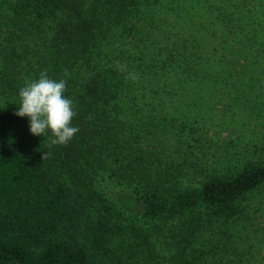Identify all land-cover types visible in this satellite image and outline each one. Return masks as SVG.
Here are the masks:
<instances>
[{
    "label": "trees",
    "instance_id": "obj_1",
    "mask_svg": "<svg viewBox=\"0 0 264 264\" xmlns=\"http://www.w3.org/2000/svg\"><path fill=\"white\" fill-rule=\"evenodd\" d=\"M41 72L66 145L15 115ZM260 192L264 0H0V264H218Z\"/></svg>",
    "mask_w": 264,
    "mask_h": 264
},
{
    "label": "clouds",
    "instance_id": "obj_2",
    "mask_svg": "<svg viewBox=\"0 0 264 264\" xmlns=\"http://www.w3.org/2000/svg\"><path fill=\"white\" fill-rule=\"evenodd\" d=\"M66 90V80L52 79L41 72L18 92L19 106L15 115L26 117L30 134L47 138L49 147L66 145L79 131L72 125L77 113L73 101L65 95Z\"/></svg>",
    "mask_w": 264,
    "mask_h": 264
},
{
    "label": "rangeland",
    "instance_id": "obj_3",
    "mask_svg": "<svg viewBox=\"0 0 264 264\" xmlns=\"http://www.w3.org/2000/svg\"><path fill=\"white\" fill-rule=\"evenodd\" d=\"M220 136L223 139H235L233 134L227 132ZM252 199L253 200L248 203V206L251 207L252 212L255 210L258 211L255 213L257 221L251 224V226L254 230H258L260 235L252 237L254 239L251 241L245 240L243 236L239 244L240 247H237L236 252L227 248L228 253L223 251L217 255L215 261H217L218 264H264V192L256 193ZM238 224L239 222L236 225L238 226ZM232 231L238 234L237 228L234 227ZM243 233L244 232H241L240 236H242Z\"/></svg>",
    "mask_w": 264,
    "mask_h": 264
}]
</instances>
